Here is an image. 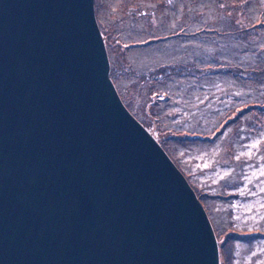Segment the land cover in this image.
Returning <instances> with one entry per match:
<instances>
[{
	"label": "water",
	"instance_id": "obj_1",
	"mask_svg": "<svg viewBox=\"0 0 264 264\" xmlns=\"http://www.w3.org/2000/svg\"><path fill=\"white\" fill-rule=\"evenodd\" d=\"M218 251L109 76L94 0H0V264H219Z\"/></svg>",
	"mask_w": 264,
	"mask_h": 264
},
{
	"label": "rangeland",
	"instance_id": "obj_2",
	"mask_svg": "<svg viewBox=\"0 0 264 264\" xmlns=\"http://www.w3.org/2000/svg\"><path fill=\"white\" fill-rule=\"evenodd\" d=\"M109 76L201 201L219 264H264V0H94Z\"/></svg>",
	"mask_w": 264,
	"mask_h": 264
},
{
	"label": "snow or ice",
	"instance_id": "obj_3",
	"mask_svg": "<svg viewBox=\"0 0 264 264\" xmlns=\"http://www.w3.org/2000/svg\"><path fill=\"white\" fill-rule=\"evenodd\" d=\"M262 174H264V173H262Z\"/></svg>",
	"mask_w": 264,
	"mask_h": 264
}]
</instances>
